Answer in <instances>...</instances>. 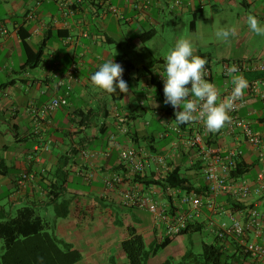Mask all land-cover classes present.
<instances>
[{
  "label": "crops",
  "instance_id": "obj_1",
  "mask_svg": "<svg viewBox=\"0 0 264 264\" xmlns=\"http://www.w3.org/2000/svg\"><path fill=\"white\" fill-rule=\"evenodd\" d=\"M207 13L224 15L236 35L221 40L212 52L197 50L195 54L210 59L211 64L216 61L219 67L225 61L264 60V37L251 31L247 24L249 13L264 22V0H0V205L11 216L25 206L32 207L49 223L51 232L81 251L83 257L75 264H104L108 260L107 254L106 261L101 258L114 245V233L119 229L117 217H121L123 227L134 226L149 248L163 239L164 227L153 212L123 204L128 189L169 204L163 188L146 180L162 181L169 172L179 169L194 190L206 194L200 146L190 142L196 135L202 136L203 144L242 151L243 168L237 180L255 186L258 173L264 170V146L249 143L228 123L211 132L203 120L178 123L173 106L158 108L161 98L156 82L164 71L165 57L149 53L137 60L132 55L163 33L170 19L179 22L190 16V28L196 30L201 15ZM26 30L35 51L46 40L36 67L24 65L21 32ZM146 31H153V35L142 40L140 35ZM125 58L135 67L151 65L141 78L136 77L134 69L126 82L143 81L149 104L143 111H152L153 118L160 122V131L150 132L152 121L140 122L141 112L121 111L118 101L129 102L131 90L120 93L117 88V93L110 94L95 89L90 80L104 61ZM244 76L248 84L256 81V90L244 89L246 103L240 107L239 115L264 134V70L246 71ZM211 82L218 91L217 102L223 101L231 81L218 69ZM68 90L67 106L52 114L44 111L48 101ZM109 100L112 108L107 106ZM124 125L129 133L120 131ZM112 133L118 135L113 143ZM131 147L145 162L139 175L121 165V153ZM23 171L35 172L36 178L20 190L16 181ZM115 174L121 175L123 181L110 184ZM168 189L171 206L181 208L187 190L178 188L174 194L177 188ZM2 197L9 199L10 209L1 202ZM217 202L223 212L203 208L192 223L195 229L174 236L162 250L172 246L174 249L161 260L157 258L162 250L151 255L147 264H163L166 260L172 264L178 257L181 260L189 235L200 246L202 256L205 243L223 245L224 241L216 236L220 222L244 215L248 202L234 200L231 193L220 194ZM13 207H17L15 212ZM65 208L68 215L56 217ZM52 210L55 216L49 221L45 215ZM124 235L125 232L118 235L120 242Z\"/></svg>",
  "mask_w": 264,
  "mask_h": 264
},
{
  "label": "built area",
  "instance_id": "obj_2",
  "mask_svg": "<svg viewBox=\"0 0 264 264\" xmlns=\"http://www.w3.org/2000/svg\"><path fill=\"white\" fill-rule=\"evenodd\" d=\"M236 67L239 73L251 70H264V60L245 59L225 61L221 66V75L228 81V69ZM207 75L205 79L211 80L215 75L213 65H207ZM160 80L164 85V78ZM256 81L248 84L249 89L256 90ZM191 86V83L188 85ZM232 83L226 90L225 97L231 94ZM69 87L68 89H70ZM57 96L48 101L44 111L52 114L56 109L69 104L68 93ZM264 98V93L262 94ZM246 103L244 95L235 102L234 108L230 111L231 120L228 122L229 128L241 132L246 140L256 146H264V134L255 130L249 120L239 115V109ZM125 118L121 119L124 121ZM120 131L128 133L127 126H121ZM117 133L111 134V143L117 139ZM192 144L200 146V165L202 168L206 185V194L196 190L186 191L182 197L181 208H173L170 204L155 200L149 194L136 189H128L125 193L123 204L128 207L146 208L153 212L158 223L162 224L165 234L173 238L185 230L200 216L203 208L213 213L223 212L217 202L220 194L231 193L236 201H247L248 207L241 217L233 218L231 221H221L216 236L224 241L223 248L232 264H239L241 261L246 264H264V170L258 173L256 185L251 186L247 181L232 178V171L236 169L240 162L242 151L239 148L223 150L220 147L203 144L201 135H196ZM87 154V153H85ZM121 165L130 173H141L145 169V162L139 158L138 150L135 147L127 148L121 153ZM36 178L33 171H23L17 178V187L21 190ZM113 181V182H112ZM109 182H121L122 176L115 174ZM179 189L173 190L178 193ZM250 204V205H249ZM184 205L187 207L185 208ZM172 207V208H171Z\"/></svg>",
  "mask_w": 264,
  "mask_h": 264
},
{
  "label": "trees",
  "instance_id": "obj_3",
  "mask_svg": "<svg viewBox=\"0 0 264 264\" xmlns=\"http://www.w3.org/2000/svg\"><path fill=\"white\" fill-rule=\"evenodd\" d=\"M152 35L153 31H146L141 33L140 37L142 40H148ZM27 39L28 31L21 32V45L25 54L24 65L25 67H36L43 55L46 40L43 41L38 50L35 51ZM116 62L121 63L124 68L122 78L125 81L128 80L130 73L134 69H136V77L141 78V76L151 68L150 64L135 67L134 63L127 58ZM210 64L211 60L207 59V65ZM156 83L158 85L160 98L164 102V85L160 78ZM166 105L168 108L172 106L170 104ZM242 168L243 164L239 162L236 169L232 171V178L237 179ZM137 174L139 175L140 173H134V175ZM146 182H155L159 184L165 191V196L170 202L171 195L168 187L187 191L194 190V185L187 178L180 175L179 169L169 172L162 181L148 179ZM250 201L251 200H240L238 202ZM246 207H248V205ZM66 215H68L66 208L63 213H56V217ZM117 223L119 224L121 222L118 221ZM194 226V224H189L180 234L192 231L195 229ZM126 231L128 232V237L124 238L120 244L129 264H147L151 255L160 252L169 245L173 239L165 234L162 240L154 242L150 248H147L143 235L139 233L134 226H126ZM0 241L2 243L0 246V264H75L83 257L79 249L74 248L70 243L65 242L54 232H51L49 230V223L40 215L36 214L35 210L30 206L19 209L14 216H11L10 213L0 205ZM163 264H171V260H166ZM178 264L232 263L221 243L219 245L205 243L203 246L202 261H196L194 259V252L188 249Z\"/></svg>",
  "mask_w": 264,
  "mask_h": 264
},
{
  "label": "clouds",
  "instance_id": "obj_4",
  "mask_svg": "<svg viewBox=\"0 0 264 264\" xmlns=\"http://www.w3.org/2000/svg\"><path fill=\"white\" fill-rule=\"evenodd\" d=\"M247 24L251 31L264 37V22L255 14H248ZM235 35V28L230 27H219L215 32V36L224 41ZM165 61L164 71L159 72L164 78V102L176 109L175 120L178 123L203 120L207 131L217 132L230 122V111L248 87V80L236 67L228 69L233 86L231 94L217 102L218 91L215 84L205 79L207 58L195 54L190 37L181 36L176 39ZM123 72L121 63L109 59L99 65L90 75V80L94 86L107 93H117V88L120 93H127L129 86L122 78Z\"/></svg>",
  "mask_w": 264,
  "mask_h": 264
},
{
  "label": "rangeland",
  "instance_id": "obj_5",
  "mask_svg": "<svg viewBox=\"0 0 264 264\" xmlns=\"http://www.w3.org/2000/svg\"><path fill=\"white\" fill-rule=\"evenodd\" d=\"M181 19V18H180ZM192 18L190 16H185L182 18L179 22L174 21V19H170L169 21L166 22V28L163 33L158 35V37L153 40L152 42L148 43L145 48H143L141 51H135L132 55L135 57L137 60H141L143 57H145L149 53H154L155 55H162V57H166L168 51L174 46V43L176 39L180 38L181 36L184 37H190L193 41V47L195 51H203V52H212L216 50L221 44L222 39H218L215 36V32L219 27H228L229 22L226 20L224 15H218V14H206L204 17L201 15L198 27L196 30H192L190 28V20ZM213 68L216 70H220L222 64H219L220 67L218 66V63L214 61ZM215 70V71H216ZM129 90L132 91V95L130 97V101L126 102L125 99L122 101H118V105L122 108L121 111H126V112H132V111H138L141 112V114L138 116V120L140 122H146L148 120L152 121L151 125L148 127L150 132L154 131H160L161 126L159 120L156 118H153V113L149 109L147 111H143V107H148V98L145 96L146 89L143 86V81H136L132 79L129 81ZM95 89L98 90V87ZM101 90V89H100ZM155 92V96L158 97V92L156 91V88H153L152 90ZM128 93V92H127ZM143 101L141 104L140 102ZM107 106L109 108L113 107V103L111 100L108 101ZM158 108H166L167 105L160 99L158 101ZM96 108V106H95ZM1 202L8 208L10 209V202L9 199L2 197ZM13 211L15 212L17 207L12 208ZM118 209V207H116ZM119 211V209H118ZM42 213L45 214V211H41ZM54 211L52 210L50 212V215H45V218L48 219L49 221H52L54 218ZM118 221H121V217H117L116 223ZM118 224V223H117ZM117 232L114 233V238H113V243L114 245L106 250L105 253H103L102 258L106 261L105 254H107L108 260L104 264H129L127 257L125 253L123 252L120 244L119 237L123 232H125L124 238L128 237V232H126V226L123 227L121 223L118 224ZM123 227L124 229L122 230ZM119 235V237H118ZM123 239V238H122ZM188 239V249H191L194 252V259L196 261H202L203 256L201 253V248L199 245H195L190 238V235L187 237ZM2 245L0 241V246ZM174 246L167 248L166 250H162L161 253L158 255L157 260L163 259L165 256H167L170 252V249H174ZM149 248V247H147ZM177 257V256H175ZM174 258V257H173ZM180 258V257H178ZM178 258H174V262L172 264H178ZM156 260V261H157ZM180 261V260H179Z\"/></svg>",
  "mask_w": 264,
  "mask_h": 264
}]
</instances>
